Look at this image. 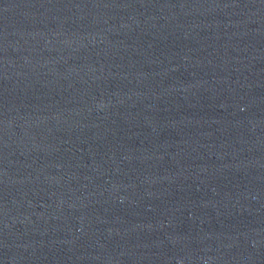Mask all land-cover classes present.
I'll use <instances>...</instances> for the list:
<instances>
[{"label": "water", "instance_id": "obj_1", "mask_svg": "<svg viewBox=\"0 0 264 264\" xmlns=\"http://www.w3.org/2000/svg\"><path fill=\"white\" fill-rule=\"evenodd\" d=\"M0 264H264V0H0Z\"/></svg>", "mask_w": 264, "mask_h": 264}]
</instances>
